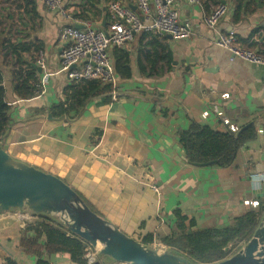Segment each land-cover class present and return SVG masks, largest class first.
<instances>
[{
	"label": "crops",
	"instance_id": "1",
	"mask_svg": "<svg viewBox=\"0 0 264 264\" xmlns=\"http://www.w3.org/2000/svg\"><path fill=\"white\" fill-rule=\"evenodd\" d=\"M114 1L141 16L128 0H63L71 12L68 20L49 11L41 0H0V73L12 108L3 147L15 159L64 180L126 235L138 241L153 235V248L164 246L160 240L171 234L177 210L195 219L199 228L232 225L253 209L252 203L264 200V184L259 191L250 181L252 174L264 173V67L233 59L217 47L203 17L226 2L230 11L220 31L234 33L264 54V0H244L239 21L237 0H201L196 8L187 0H176L181 21L191 25L190 40L143 31L129 45L111 48L114 103L96 101L71 123L50 119V113L40 110L64 100L72 83L61 67V31L89 24L109 32L108 7ZM13 45L29 52L24 55L27 62L34 56L37 66L41 54L45 61V70L38 72L41 94L27 101L13 94V72L28 69L12 58ZM119 57L120 64L127 62L131 78L116 72ZM192 122L220 132L239 131L255 122L258 139L239 152L232 167L192 166L177 135ZM98 131L99 144L89 147ZM30 215L17 210L0 214V264L7 259L37 264V258L24 255L19 247ZM45 260L73 264L63 255ZM97 262L113 264L100 256Z\"/></svg>",
	"mask_w": 264,
	"mask_h": 264
},
{
	"label": "trees",
	"instance_id": "2",
	"mask_svg": "<svg viewBox=\"0 0 264 264\" xmlns=\"http://www.w3.org/2000/svg\"><path fill=\"white\" fill-rule=\"evenodd\" d=\"M243 2L244 0H237L236 21L241 19ZM2 48L0 45V52ZM34 51L39 55V48H35ZM26 53L29 54L12 46L11 56L14 61L28 66L27 70L21 68L12 74L13 94L16 99L22 101L34 98L40 85L38 69L33 66L36 63L35 57L33 56L29 63L24 58ZM8 55V52L4 53L5 58ZM119 60L123 59L119 57L115 60L116 72L124 75V79L131 78L127 62L120 64ZM2 83L0 73V143H3L9 132L12 111ZM116 92L114 84H104L96 80L74 81L64 91V100L53 105L48 111L44 109L40 111L42 114L50 113L55 120L71 123L84 115L89 105L96 101L107 105L113 104ZM237 132H220L192 122L187 130H180L177 135L188 164L197 167L229 168L234 165L239 152L258 139L255 125L240 135H237ZM95 137L91 138L89 147L99 144L102 133L96 132ZM137 159L135 157V165H138ZM78 195L93 212L98 213L90 202L80 193ZM259 204L258 210L248 211L237 217L232 225L224 228H199L195 219L177 210L171 234L162 238L160 242L174 253L186 256L193 264L220 263L235 255L242 249L241 244L245 246L253 238L264 216V200ZM140 242L153 247L154 237L148 234ZM19 247L24 255L37 258V264H49L45 258L53 255L68 256L73 264H88L86 254L91 248L84 240L70 233L58 218L45 217H37L34 223H26L21 233ZM6 264L16 263L7 259Z\"/></svg>",
	"mask_w": 264,
	"mask_h": 264
},
{
	"label": "built area",
	"instance_id": "3",
	"mask_svg": "<svg viewBox=\"0 0 264 264\" xmlns=\"http://www.w3.org/2000/svg\"><path fill=\"white\" fill-rule=\"evenodd\" d=\"M41 1L49 11L58 13L67 20L71 18V12L64 8L63 0ZM128 1L136 6L141 16H138L127 4L120 1L111 2L108 7L111 18L109 32L95 29L89 24L83 29L75 26L63 28L59 36L60 43L64 44L60 62L70 82L96 80L115 85V71L109 54L110 49L129 45L135 40L136 35L143 31H155L162 36L170 35L176 41L191 39V25L181 21L180 13L175 8L176 0ZM187 2L195 8L201 5V0H187ZM229 11V5L221 3L203 17L205 26L215 34V45L226 50L233 59L264 67V54L260 50L253 48L250 44H243L234 33L220 31V23ZM37 66L45 70L42 54L37 58ZM40 94V90L36 92V95ZM250 181L252 186L260 191L264 184V173L252 174ZM252 207L258 210L259 202L252 203ZM26 219L27 223H34L37 217L30 215ZM241 246L244 247V245ZM158 249L164 251L169 248L160 246ZM98 256L99 249L89 248L86 254L88 264H96Z\"/></svg>",
	"mask_w": 264,
	"mask_h": 264
},
{
	"label": "water",
	"instance_id": "4",
	"mask_svg": "<svg viewBox=\"0 0 264 264\" xmlns=\"http://www.w3.org/2000/svg\"><path fill=\"white\" fill-rule=\"evenodd\" d=\"M33 66L41 73L40 68ZM254 124L242 127L237 135ZM14 210L22 215L58 218L90 247L101 246V258L117 264H193L171 249L161 251L126 235L93 212L64 180L15 159L0 143V214ZM217 264H264V216L253 238L235 255Z\"/></svg>",
	"mask_w": 264,
	"mask_h": 264
},
{
	"label": "bare ground",
	"instance_id": "5",
	"mask_svg": "<svg viewBox=\"0 0 264 264\" xmlns=\"http://www.w3.org/2000/svg\"><path fill=\"white\" fill-rule=\"evenodd\" d=\"M6 219V218H5ZM98 248H101V246H99Z\"/></svg>",
	"mask_w": 264,
	"mask_h": 264
},
{
	"label": "rangeland",
	"instance_id": "6",
	"mask_svg": "<svg viewBox=\"0 0 264 264\" xmlns=\"http://www.w3.org/2000/svg\"><path fill=\"white\" fill-rule=\"evenodd\" d=\"M241 245H243V244H241ZM99 250H100V248H98ZM162 251V250H161Z\"/></svg>",
	"mask_w": 264,
	"mask_h": 264
},
{
	"label": "flooded vegetation",
	"instance_id": "7",
	"mask_svg": "<svg viewBox=\"0 0 264 264\" xmlns=\"http://www.w3.org/2000/svg\"><path fill=\"white\" fill-rule=\"evenodd\" d=\"M239 252V251H238Z\"/></svg>",
	"mask_w": 264,
	"mask_h": 264
}]
</instances>
